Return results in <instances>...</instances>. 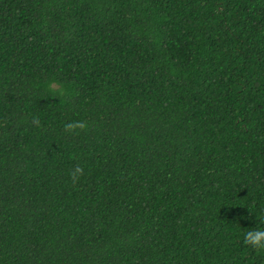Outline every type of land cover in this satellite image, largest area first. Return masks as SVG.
Returning <instances> with one entry per match:
<instances>
[{"label": "trees", "instance_id": "obj_1", "mask_svg": "<svg viewBox=\"0 0 264 264\" xmlns=\"http://www.w3.org/2000/svg\"><path fill=\"white\" fill-rule=\"evenodd\" d=\"M254 227L264 0H0V264H264Z\"/></svg>", "mask_w": 264, "mask_h": 264}, {"label": "clouds", "instance_id": "obj_2", "mask_svg": "<svg viewBox=\"0 0 264 264\" xmlns=\"http://www.w3.org/2000/svg\"><path fill=\"white\" fill-rule=\"evenodd\" d=\"M86 123L81 119L68 120L64 124V128L68 132H75L78 129H84ZM83 172L80 164L75 165L74 169L70 171L69 175L75 181ZM243 242L246 245H251L253 248H260L264 250V227L246 228L243 233Z\"/></svg>", "mask_w": 264, "mask_h": 264}]
</instances>
